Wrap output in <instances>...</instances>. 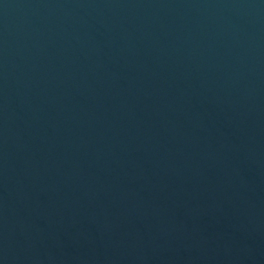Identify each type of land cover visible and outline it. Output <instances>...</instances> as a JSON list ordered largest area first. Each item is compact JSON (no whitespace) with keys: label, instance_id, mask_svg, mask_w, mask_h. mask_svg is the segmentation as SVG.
I'll list each match as a JSON object with an SVG mask.
<instances>
[{"label":"water","instance_id":"1","mask_svg":"<svg viewBox=\"0 0 264 264\" xmlns=\"http://www.w3.org/2000/svg\"><path fill=\"white\" fill-rule=\"evenodd\" d=\"M0 264H264V0H0Z\"/></svg>","mask_w":264,"mask_h":264}]
</instances>
